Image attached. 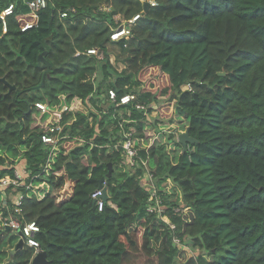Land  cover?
<instances>
[{"label":"trees","instance_id":"obj_1","mask_svg":"<svg viewBox=\"0 0 264 264\" xmlns=\"http://www.w3.org/2000/svg\"><path fill=\"white\" fill-rule=\"evenodd\" d=\"M47 2L37 24L22 32L31 19L28 6L0 0L1 8L16 5L6 33L0 21V165L14 154L18 161L11 165L27 162L28 184L50 187L43 199L25 188L8 189L25 198L15 213L17 194L9 193L0 211L1 232H14L9 259L0 264H31L36 253L27 246L16 251L20 236L7 229L11 219L39 225L36 240L50 264H134L133 255H152L155 223L167 235L155 264H264V0ZM104 5L112 11H100ZM116 15L124 20L141 15L130 40H110ZM110 48L143 56L144 64L130 74L119 71ZM90 49L104 58L88 55ZM88 75L106 85L83 81ZM109 89L118 97L136 95L135 104L148 109L102 106ZM63 96L69 107L66 139L47 174L52 149L33 125L36 104L55 106ZM163 97L167 101L160 104ZM149 125L169 134L173 155L160 139L145 143ZM128 132L138 151L134 172L125 169L115 149ZM185 133L196 143H179L176 138ZM145 162L174 230L148 212L152 194L143 185ZM7 176L15 178V169L0 170V179ZM103 178L108 200L99 212L92 194ZM180 205L190 209L188 223L176 213ZM175 237L180 243L188 239L193 251L204 250L211 259L200 254L180 260Z\"/></svg>","mask_w":264,"mask_h":264},{"label":"built area","instance_id":"obj_2","mask_svg":"<svg viewBox=\"0 0 264 264\" xmlns=\"http://www.w3.org/2000/svg\"><path fill=\"white\" fill-rule=\"evenodd\" d=\"M24 3L28 6L30 10V14L28 17L31 19L24 22L21 25L22 32H25L27 30L32 29L38 21L39 18V12L46 9L48 6L47 0H23ZM142 2H146V0H142ZM151 6H155L156 3L154 1L149 2ZM16 10L15 4H10L6 8L0 7V21L2 22L3 26V32H7V18L12 16ZM100 10L102 12H111L112 7L104 5L100 7ZM63 18L67 17V14H62ZM141 15H136L131 20H124L120 15L115 16V21L117 26L112 29V32L110 34V40L113 43H119L122 41H128L132 37V30L136 26L137 22L140 20ZM126 46V44H125ZM88 55L96 56L100 60L104 58L103 53L98 49H90L87 51ZM66 99V98H65ZM137 96L134 94H126L121 97L117 96V93L113 89H109L106 92V102L112 103L119 106H128V105H134L139 110H146L148 109L147 106L136 103ZM38 114L41 116V118H47L48 122L44 129L42 130L43 134L41 136L42 142L44 145L50 147L52 149L51 155L48 161V164L46 166L45 172L49 174L50 169L52 168V164L55 161V158L57 157L58 152L61 151V148L63 146L64 140L66 139V136L63 135V121L65 112L69 110V107L65 100H62L61 103L55 106H50L46 103H37L36 104ZM115 149L119 152H121L122 157L124 158L125 165L129 168H136L137 165V158H138V151L134 148V141H133V134L131 132L125 133V140L122 145H117ZM145 166V174H144V181H148L147 185H145L143 181V185L150 191L152 194V198L149 199V203L151 204L148 208V212L151 214H155L158 219H160L162 222H165L169 225L171 230L175 229V226L171 224L168 220H166L164 213H165V207L161 205V201L156 196V187L154 184V175L151 173L150 168L148 167L147 163H144ZM25 174L27 177L25 178L23 175H21L19 172L15 171V178H2L0 179V193L3 194L5 197V194L8 192V189L11 187L14 188H25L28 190V192H32L38 199H43L45 195L50 191V187L48 183L42 182L40 184H34V183H27V180L29 178V172H27V166L25 167ZM28 173V174H27ZM150 182V185H148ZM41 184H47L45 185L48 187V189H45L44 192H47L43 197L39 198V193L36 194L38 191H34V186H38ZM105 188V182L104 187ZM103 188H100L96 190L92 194V199L94 201L95 207H97L99 212H102L105 206L106 201L103 200ZM49 190V191H47ZM43 192V193H44ZM29 196V194H27ZM25 198V195L22 192H19L17 196L15 197L13 204H14V210L15 213L21 212V205ZM156 198V200H155ZM6 206V203H5ZM176 213L179 215L181 214H190V209L186 208L182 205L176 210ZM11 228V230H14L16 234L20 236V239L24 241V246H27L29 248L35 249V256L41 251L40 244L36 240V234L40 232V227L36 222H31L22 225L19 221L11 219L9 223L6 224ZM21 234V235H20ZM175 243L178 245L180 244V240L178 238H174Z\"/></svg>","mask_w":264,"mask_h":264},{"label":"rangeland","instance_id":"obj_3","mask_svg":"<svg viewBox=\"0 0 264 264\" xmlns=\"http://www.w3.org/2000/svg\"><path fill=\"white\" fill-rule=\"evenodd\" d=\"M109 53L111 55L112 64L116 65L117 68L119 69V71L124 70V72L127 73V74H130V73L134 72L139 66H142L144 64V61H145V58L143 56L132 57L131 55L127 56L126 54H124L122 52L120 53V50L118 48H110V52ZM92 77L93 78H91L90 75H88V76L83 77L82 80L83 81L88 80L90 82H94L96 86H99V85L100 86L101 85L104 86V85H106V83L105 82L103 83V81L101 79L95 78L96 77L95 75H93ZM103 97L104 96L101 95L99 97V99L103 98ZM62 100H65V96L62 97ZM166 101H167L166 97H163V98L160 99L159 102H160V104H164V103H166ZM101 105L102 106H106L107 105L106 101L104 99L102 100ZM153 106H157V105L153 104ZM79 107H80L79 109L84 110V111H89V110L92 109L90 104H82V106L79 104ZM153 109H155V107H153ZM156 116H157V111L156 110L152 111V116L151 117L155 118ZM152 118H151V121H152ZM47 122H48L47 118H41V116L39 114H36L34 116L33 125L34 126H39L42 130L46 126ZM167 122H169V121H167ZM165 132H168V131L166 130ZM146 135H147V142H145V143L153 144L155 142V140L160 139L161 144H165L167 146L168 152L173 155L174 151H172V150H175V149H174V147H172V145L168 144V139H169L168 135L169 134H167V133H162L161 134V133H159L158 131L155 130V127L149 125L148 130L146 131ZM176 140L178 141V138H176ZM8 156H9V158H6V155L3 154V157L6 158V164L0 165V170L14 168L16 172H19L21 175H23L26 178L27 175L24 173L25 170H26L25 166L24 165H22V166L20 165L21 161H24V160H20L18 164L13 166V165H11V162L13 160L14 161H18V157L15 158L14 154H9ZM23 163H25V162H23ZM152 163L155 165V167H157V165L159 163V158L155 157V159H154V161H152ZM125 169L132 170V172L135 171V168H129L128 166H126ZM7 177H9V176H7ZM144 182H145L144 184L147 185L148 181H144ZM45 185H47V184H41V185H38V186H34L35 187L33 189L34 191L35 190L36 191L39 190L38 192H36V194L39 193V198L43 197L47 193V192H44L45 189H48V187H46ZM148 185H150V182H149ZM47 191H49V190H47ZM9 193H12V194L14 193L15 194L16 192H12V191L7 192L5 194V197L3 196V194L0 193V198H1V201H2V202L0 201V211L3 209L4 204L8 201ZM182 218H183L184 223H188L189 219L191 218V216H190V214H183ZM151 225L152 226L156 225L155 226L156 233H155V236H153L151 238V245H150L152 255L150 257L148 255H146L145 253H141L139 255L136 254V256L133 255L132 257L134 259V264H155V254L158 251H160V250H162L163 248L166 247V236L167 235L164 233L165 230H166V227L161 225V224H159V223H155V225H153V224H151ZM2 226H3L2 225V216H1V212H0V262L7 261L9 259L8 255H9L10 248L8 246V241H9V238L11 237V235L14 234V232L13 233L11 232V233H5L3 235V232H1ZM138 226L137 225H133L132 229L138 228ZM145 228L146 227L139 228V230H138V236H139L140 240H141V238L144 235ZM181 232H184V230L181 231ZM1 240H2V242H1ZM141 242L142 241H140V243ZM178 247L180 249H182V251H183V255L180 257V260H185L187 257L194 256V255L196 256V255H200V254H203L204 256H208L207 258L211 259V257L209 255H207V252H205L204 250L193 251L191 249V247H190L188 239L185 240V243H180L178 245ZM14 253H15V251L11 250V255H14Z\"/></svg>","mask_w":264,"mask_h":264},{"label":"water","instance_id":"obj_4","mask_svg":"<svg viewBox=\"0 0 264 264\" xmlns=\"http://www.w3.org/2000/svg\"><path fill=\"white\" fill-rule=\"evenodd\" d=\"M149 7V4H146V8ZM41 62L46 63L48 66H50V63H48L47 61L44 60L43 57L40 58ZM223 75V74H220ZM5 81V80H2ZM15 89V88H13ZM178 142L181 143L184 147H186L187 143L190 142L192 144H195L196 141L190 137V135L188 133L182 134L178 137ZM109 168H110V172H109V177L112 175L113 173V167L111 164H109ZM104 182H105V178L101 179L100 181V188L104 187ZM103 200L107 201L108 200V195L106 192V189L103 188ZM7 229L10 230V227L7 226ZM21 235V234H20ZM24 248V241L22 239L19 240V243L17 245L16 251H19L21 249ZM31 264H50L48 261V257H47V253L44 251H40L36 256H34V258L31 261Z\"/></svg>","mask_w":264,"mask_h":264},{"label":"crops","instance_id":"obj_5","mask_svg":"<svg viewBox=\"0 0 264 264\" xmlns=\"http://www.w3.org/2000/svg\"><path fill=\"white\" fill-rule=\"evenodd\" d=\"M23 162H25V163H23ZM21 166L22 165H24L25 167L27 166V162L24 160V161H21V164H20Z\"/></svg>","mask_w":264,"mask_h":264}]
</instances>
